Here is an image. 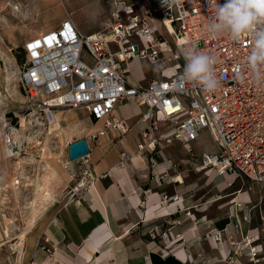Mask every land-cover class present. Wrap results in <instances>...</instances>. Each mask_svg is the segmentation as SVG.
<instances>
[{
    "label": "built area",
    "instance_id": "built-area-1",
    "mask_svg": "<svg viewBox=\"0 0 264 264\" xmlns=\"http://www.w3.org/2000/svg\"><path fill=\"white\" fill-rule=\"evenodd\" d=\"M112 2L111 21L98 32L84 33L69 15L59 26L27 42L20 81L30 114L52 125L60 110L85 109L98 126L89 139L111 134L123 137L131 131L132 123L116 114L117 107L138 104L145 124L138 144L140 153L153 156L179 142L196 158L195 170L226 179L247 178L264 187V79L257 81L246 62L252 40L209 36L215 0L211 4L209 0H184L182 6L172 9L163 6L162 0ZM189 44L217 58V90L209 92L183 81L185 61L178 46ZM136 61L161 64V76L133 82L131 65ZM0 123L6 156L14 159L26 154L20 123L1 109ZM207 133L214 149L198 154L194 144ZM88 146L89 153L78 159L81 165L72 172L76 181L69 189L70 198L97 180L89 141ZM131 157L122 152L119 166H127ZM153 164H159L156 158ZM65 167L71 168L70 160ZM170 199L178 201L181 196ZM261 223L264 231V214ZM155 233L152 230L151 236L156 237ZM158 233L165 242L172 236L170 230L162 228ZM214 237L222 239L220 233ZM250 252L255 259L261 250L252 247ZM229 264H237V251Z\"/></svg>",
    "mask_w": 264,
    "mask_h": 264
},
{
    "label": "crops",
    "instance_id": "crops-1",
    "mask_svg": "<svg viewBox=\"0 0 264 264\" xmlns=\"http://www.w3.org/2000/svg\"><path fill=\"white\" fill-rule=\"evenodd\" d=\"M109 1L107 8L105 2L98 0L102 18L97 24L75 16L76 25L86 34L102 30L112 18L113 2ZM61 22L62 19H56L55 24L59 26ZM135 63L140 71L131 78L133 82L147 79L141 63ZM142 111L138 104L121 103L116 114L130 119L132 129L128 134L123 137L111 134L93 141L86 137L92 147L93 174L97 180L74 198L69 197V190L64 193L68 182L60 173V179L50 183V190L53 185L57 192H63L32 217L33 224L21 245L23 263L229 264L228 259L237 251V264H264L262 223L257 225L250 209L238 205L251 200L249 191H238L230 208L221 213L216 208L221 209L223 204L214 205L226 196L202 202L201 185L195 178L189 180L185 171L174 165L176 158L183 155L188 159H182V163L193 158L181 143L169 144L153 156L138 151L145 130L140 120ZM1 129L0 123V132ZM203 139L204 136L194 148L201 147ZM2 142L0 138V157L7 159ZM124 151L132 157L127 166L120 167ZM157 157L160 162L154 165L153 158ZM2 171L8 172V167ZM208 174L210 179L218 177L213 172ZM219 178L227 182L226 178ZM226 182L222 181L223 189L232 186ZM175 195L181 196V200L170 199ZM36 209L34 202V214ZM161 228L172 233L166 242L158 236ZM152 230L156 237L151 236ZM217 233L222 235L221 240L214 237ZM252 247L261 250L255 259L250 252Z\"/></svg>",
    "mask_w": 264,
    "mask_h": 264
},
{
    "label": "rangeland",
    "instance_id": "rangeland-1",
    "mask_svg": "<svg viewBox=\"0 0 264 264\" xmlns=\"http://www.w3.org/2000/svg\"><path fill=\"white\" fill-rule=\"evenodd\" d=\"M101 1L109 8V0ZM16 6L19 10L15 9ZM69 15L73 19L75 16L84 17L87 22L94 25L102 18V8L98 0H0V109L14 118L15 122L20 123L27 144V153L19 158L0 157V264H24L21 245L32 225V217L45 210V207L54 202L62 191L57 192L52 185L50 190L52 198L41 204L42 206L39 204L34 214L33 201L40 192L36 181L39 175L44 174V168L48 164L57 167L61 177L68 182L67 189H64L66 193L76 181L73 179L71 169L79 168L81 165L80 160L71 161L70 145L77 140L90 137L98 129L85 109L65 108L58 112L55 124L43 123L37 116L30 114L20 81L21 71L27 61V42L40 32L56 27V19L63 21ZM78 27L83 30L80 25ZM140 63L147 74L145 82L161 76L163 69L161 64L152 65L149 61ZM131 71L133 74L131 78L140 71L135 62L131 65ZM13 86L17 93L13 91ZM25 121L28 124L26 130L23 127ZM0 138L2 139L1 134ZM93 140L95 138L91 139ZM203 141L201 147L195 148L196 151L214 148L209 133L204 135ZM1 145L5 154L4 141ZM182 159H188V156L176 158L174 165L178 166V170L185 171L189 180L193 181L195 178L201 185L199 194L202 202L226 196L214 205L218 207L223 204L221 209L216 208L221 213L230 208L231 201L237 196L238 191H249L251 200L246 203L245 208L250 209L254 222L260 225L261 215L264 214L262 185L241 177L235 180L227 179V182L219 177L210 179L211 175L207 170H194L193 162L196 158H191V162L188 163H182ZM69 160L71 168H66L65 164ZM157 161L160 162L158 157ZM7 167L8 172L4 173L2 170ZM222 181L226 182L225 184L229 182L233 184L223 189Z\"/></svg>",
    "mask_w": 264,
    "mask_h": 264
},
{
    "label": "clouds",
    "instance_id": "clouds-1",
    "mask_svg": "<svg viewBox=\"0 0 264 264\" xmlns=\"http://www.w3.org/2000/svg\"><path fill=\"white\" fill-rule=\"evenodd\" d=\"M184 0H162L170 9L182 6ZM212 0H209L211 4ZM208 34L212 38L227 35L233 41L248 37L252 40L246 62L257 81L264 79V0H215L214 15L209 17ZM183 57L182 78L186 84L212 92L220 87L216 75L217 58L194 45L178 46Z\"/></svg>",
    "mask_w": 264,
    "mask_h": 264
},
{
    "label": "bare ground",
    "instance_id": "bare-ground-1",
    "mask_svg": "<svg viewBox=\"0 0 264 264\" xmlns=\"http://www.w3.org/2000/svg\"><path fill=\"white\" fill-rule=\"evenodd\" d=\"M15 9L19 10V7L16 6ZM131 78V76H130ZM15 86V85H14ZM13 86V91L17 93V90L15 89V87ZM13 92V93H14ZM18 96V95H17ZM27 122L25 121L23 123V127L27 128ZM1 137H2V140H4V135H3V128L1 129ZM4 150H5V156L7 155L6 153V147H5V144H4ZM7 157V156H6ZM45 172L44 174L42 175H39V177L37 178V187H38V190L40 191L38 196L36 197V201L35 202V206L38 207V205L40 204H44L45 201H48L49 199L52 198V194L50 192V189H49V186H50V183L52 181H56V180H59L60 179V174H59V171L57 169L56 166L52 165V164H48L45 168H44ZM181 177V176H180ZM182 178V177H181ZM179 180V179H178ZM41 205V206H42ZM32 224H33V220H32ZM6 234L8 235L7 231H6ZM7 235H6V238H7Z\"/></svg>",
    "mask_w": 264,
    "mask_h": 264
},
{
    "label": "water",
    "instance_id": "water-1",
    "mask_svg": "<svg viewBox=\"0 0 264 264\" xmlns=\"http://www.w3.org/2000/svg\"><path fill=\"white\" fill-rule=\"evenodd\" d=\"M89 153L88 141L82 138L73 142L69 148V156L71 161H76Z\"/></svg>",
    "mask_w": 264,
    "mask_h": 264
}]
</instances>
